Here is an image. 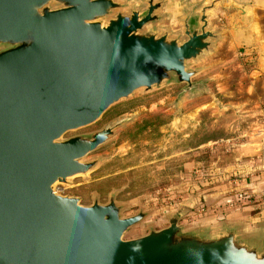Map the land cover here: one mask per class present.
<instances>
[{"label":"water","instance_id":"obj_1","mask_svg":"<svg viewBox=\"0 0 264 264\" xmlns=\"http://www.w3.org/2000/svg\"><path fill=\"white\" fill-rule=\"evenodd\" d=\"M165 0H0V264H264V228L224 220L184 229L180 212L138 237L122 234L144 212L120 215L111 193L82 205L55 182L84 174L81 158L106 141L115 121H95L132 91L183 82L218 38L213 2L186 7L177 33L159 28Z\"/></svg>","mask_w":264,"mask_h":264},{"label":"rangeland","instance_id":"obj_2","mask_svg":"<svg viewBox=\"0 0 264 264\" xmlns=\"http://www.w3.org/2000/svg\"><path fill=\"white\" fill-rule=\"evenodd\" d=\"M128 1L140 5V0ZM181 14L174 26L162 17L156 25L177 33ZM243 18L244 13H232L226 29L218 18L219 29H212L218 38L211 51L189 62V68L197 70L191 89L183 82H163L147 91L138 88L90 124L64 132L62 139L123 120L106 141L81 158L96 159L95 165L66 182H55L53 191L75 196L82 205L93 198L105 203L112 193L121 216L143 211L123 239L141 236L149 227H164L174 212L181 213L178 224L191 229L228 220L222 215L239 206H248L240 211L249 212L264 206V73L258 75L255 69L254 50L234 35L233 26L238 28ZM248 111L257 112L260 127L253 128L251 119L240 115ZM251 130L261 144L239 152Z\"/></svg>","mask_w":264,"mask_h":264},{"label":"crops","instance_id":"obj_3","mask_svg":"<svg viewBox=\"0 0 264 264\" xmlns=\"http://www.w3.org/2000/svg\"><path fill=\"white\" fill-rule=\"evenodd\" d=\"M210 2H213L214 4L213 7L206 12V14L207 25L211 29H219V22H217L218 18H221L220 21H223V27L225 28L228 27L225 25L230 24L232 13L236 14V12H238V15L240 13H244L243 21H240V23L237 25L238 28L233 26L234 35L238 38L240 43L248 45L246 47H249L250 51L254 50L252 52L254 55L252 59L256 66L255 69L258 75L264 73V63L262 64L261 61V58L263 57V50L261 49V46H264V26H261V22L264 21V0H165L160 10V13L162 14V21L164 20L168 25L172 24V26H174L176 25L175 18L181 14L184 7L192 3L204 5ZM220 4L228 8L221 9L222 6ZM233 8H235V10H233ZM223 27H221V29ZM240 115L244 118L251 119L252 123L255 124L252 126L253 128L260 127L257 126L258 122H256L258 120L257 112L254 113L252 111H248ZM232 130L239 131L235 127ZM254 132V130L246 131V133L251 136L249 139L245 138L241 142L239 145L240 148L238 149L239 152H242L243 150L250 152L251 150H254L256 145L261 144L260 140H257L256 136H252V134L254 135ZM261 187H263V185H261ZM247 208L249 207L239 206L238 209L235 208V210L225 212L222 217L241 223L245 230L258 231L262 229L264 226V206L251 212L240 211V209L243 210ZM206 223L208 224L209 222Z\"/></svg>","mask_w":264,"mask_h":264},{"label":"built area","instance_id":"obj_4","mask_svg":"<svg viewBox=\"0 0 264 264\" xmlns=\"http://www.w3.org/2000/svg\"><path fill=\"white\" fill-rule=\"evenodd\" d=\"M240 194V193H239Z\"/></svg>","mask_w":264,"mask_h":264}]
</instances>
